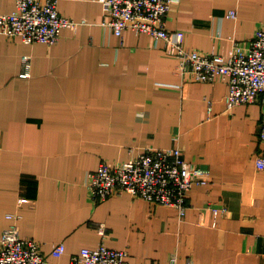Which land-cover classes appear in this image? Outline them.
<instances>
[{"label":"crops","instance_id":"obj_1","mask_svg":"<svg viewBox=\"0 0 264 264\" xmlns=\"http://www.w3.org/2000/svg\"><path fill=\"white\" fill-rule=\"evenodd\" d=\"M15 3L0 0V12ZM58 8L86 22L53 45L0 28V235L17 222L59 264L102 242L140 264H264L262 101L228 109L227 79H193L164 39L118 37L102 25V0H58ZM166 24L185 31L190 49L228 53L264 26V0H179ZM24 54L32 56L26 79ZM173 146L212 171L194 185L185 216L128 192L92 199L87 176L101 162ZM61 241L66 251L55 257Z\"/></svg>","mask_w":264,"mask_h":264},{"label":"built area","instance_id":"obj_2","mask_svg":"<svg viewBox=\"0 0 264 264\" xmlns=\"http://www.w3.org/2000/svg\"><path fill=\"white\" fill-rule=\"evenodd\" d=\"M102 1L107 10L102 25L118 37L122 38L126 30H133L164 39L168 51L180 58L182 68H188L193 79H227L228 109L258 100L264 105V26L258 28L248 46L235 44L228 53L202 52L184 45L185 31L167 27V15L179 0ZM226 16L236 18L237 11L231 9ZM84 22L63 15L59 11L58 0H16L12 10L0 12L1 30L8 37H18L25 43L53 45L58 42L64 28L75 29ZM22 65L20 77L29 78L32 56L24 54ZM259 139L264 142V108ZM257 165L264 169V154L258 157ZM211 179V169L186 159L182 147H147L124 162H101L97 169L88 173L87 185L96 202L128 192L155 205L174 207L183 217L194 185L207 184ZM211 208L215 215L219 214L218 207ZM9 218H14V215L10 214ZM65 251L66 244L61 241L53 247L52 255L59 257ZM0 264L59 263L48 260L35 239L22 237L17 222H14L0 235ZM71 264L140 263L131 262L127 250L102 242L82 247L71 258Z\"/></svg>","mask_w":264,"mask_h":264}]
</instances>
